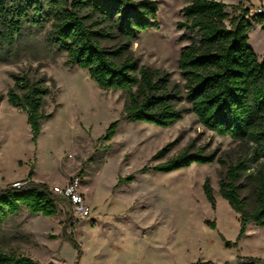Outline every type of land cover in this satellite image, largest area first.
Wrapping results in <instances>:
<instances>
[{
	"label": "rangeland",
	"instance_id": "374dc122",
	"mask_svg": "<svg viewBox=\"0 0 264 264\" xmlns=\"http://www.w3.org/2000/svg\"><path fill=\"white\" fill-rule=\"evenodd\" d=\"M158 5V28L141 32L132 44L133 55L142 65L169 72L185 95V80L178 67L189 33L177 27L187 0H154ZM230 17L243 5L256 7L264 0H224ZM253 24L249 43L264 57V30L259 16L248 14ZM50 23L33 28L9 63H0V188L29 178L46 183L52 190L75 176L91 207L86 218L72 206L58 205L54 216L33 213L26 207L10 215L0 226V251L30 256L41 264H192L212 261L236 262L239 257L264 259V226L249 222L240 234V216L219 193V180L226 165L218 160L193 162L173 171L152 168L193 144L192 151L215 154L226 163L254 156L253 143L245 144L219 135L184 112L172 126L132 120L124 115L127 93L101 88L88 70L68 63L65 52L48 40ZM106 41L113 45L117 41ZM12 73L27 74L44 81L50 89L44 110L52 116L42 121L35 143L27 114L8 101L14 85ZM187 109L185 99L177 104ZM118 120L115 135L101 139L109 125ZM177 139L161 159L152 156ZM247 173L264 171V156L250 161ZM32 173L29 177V173ZM211 179L216 206L208 201L203 184ZM243 195L253 188V178L243 176ZM69 218L79 247L63 236ZM215 227H213V224ZM230 241V245L226 244Z\"/></svg>",
	"mask_w": 264,
	"mask_h": 264
},
{
	"label": "trees",
	"instance_id": "16d2710c",
	"mask_svg": "<svg viewBox=\"0 0 264 264\" xmlns=\"http://www.w3.org/2000/svg\"><path fill=\"white\" fill-rule=\"evenodd\" d=\"M187 1L183 19L177 22V27L188 32L190 39L178 58L185 95L169 72L141 65L133 55L132 44L138 35L159 27L158 5L154 0H0V63L12 62L31 30L50 23L48 40L66 53L69 64L88 70L101 88L127 93L125 117L172 126L183 118L184 112L191 111L201 124L219 135L253 143L254 156L238 158L234 163H226L215 154H204L201 148L192 151L190 143L176 156L142 168L169 172L193 162H222L227 168L219 180V193L239 213L241 237L249 222L264 226V171L260 170L256 176L247 173L250 161L264 156V57L260 59L249 43L248 33L253 24L247 15L251 6L243 5L242 12L232 16L228 25L230 13L226 2ZM256 15L259 16L257 23L264 30V14ZM115 36L116 43L105 44ZM12 77L14 85L8 91V101L26 112L32 140L36 143L42 121L52 116L44 110L50 89L44 81H33L27 74L12 73ZM183 99L190 103L189 108L177 107ZM117 125L118 120L113 121L101 139H111ZM176 141L168 142L152 159L165 157ZM245 174L253 178V188L247 195L242 194ZM203 188L215 207L216 196L209 177L205 178ZM60 204L72 206L46 183L30 178L20 187L0 188V226L22 207L54 216ZM73 227V219L69 218L63 227V236L79 247L70 232ZM226 244L231 243L226 241ZM0 264L41 263L14 251H0ZM221 264H264V259L243 256L234 263Z\"/></svg>",
	"mask_w": 264,
	"mask_h": 264
},
{
	"label": "built area",
	"instance_id": "2783aa9c",
	"mask_svg": "<svg viewBox=\"0 0 264 264\" xmlns=\"http://www.w3.org/2000/svg\"><path fill=\"white\" fill-rule=\"evenodd\" d=\"M250 14H264V4L250 8ZM26 181H18L13 183V186L20 187ZM81 179L75 176L69 183L63 187L55 186L52 191L64 196L72 203L74 213L80 218H86L91 214V207L85 200L84 195L79 189Z\"/></svg>",
	"mask_w": 264,
	"mask_h": 264
},
{
	"label": "water",
	"instance_id": "95a60500",
	"mask_svg": "<svg viewBox=\"0 0 264 264\" xmlns=\"http://www.w3.org/2000/svg\"><path fill=\"white\" fill-rule=\"evenodd\" d=\"M45 264H54V263H53V261H49V262H47Z\"/></svg>",
	"mask_w": 264,
	"mask_h": 264
},
{
	"label": "crops",
	"instance_id": "0c3cea01",
	"mask_svg": "<svg viewBox=\"0 0 264 264\" xmlns=\"http://www.w3.org/2000/svg\"><path fill=\"white\" fill-rule=\"evenodd\" d=\"M222 1H224V0H222ZM240 1H242V0H238V2H240ZM245 0H243V2H244ZM224 2H226V1H224ZM261 26V25H260Z\"/></svg>",
	"mask_w": 264,
	"mask_h": 264
}]
</instances>
